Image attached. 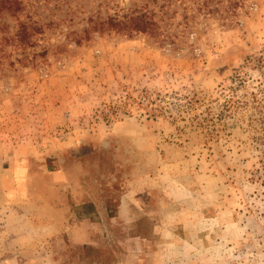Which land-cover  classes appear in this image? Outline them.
I'll use <instances>...</instances> for the list:
<instances>
[{"label": "rangeland", "instance_id": "obj_1", "mask_svg": "<svg viewBox=\"0 0 264 264\" xmlns=\"http://www.w3.org/2000/svg\"><path fill=\"white\" fill-rule=\"evenodd\" d=\"M203 1L0 0V264H264V0Z\"/></svg>", "mask_w": 264, "mask_h": 264}, {"label": "trees", "instance_id": "obj_2", "mask_svg": "<svg viewBox=\"0 0 264 264\" xmlns=\"http://www.w3.org/2000/svg\"><path fill=\"white\" fill-rule=\"evenodd\" d=\"M210 0L203 1L202 7L206 8V3ZM10 9V8H8ZM150 22L147 20L145 14H140L136 16H129L127 18V22L119 21L114 18H110L108 20V27L112 29H116L117 27H128L135 32L144 33L150 27Z\"/></svg>", "mask_w": 264, "mask_h": 264}]
</instances>
